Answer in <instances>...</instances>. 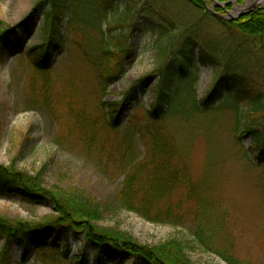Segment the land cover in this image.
Returning a JSON list of instances; mask_svg holds the SVG:
<instances>
[{
    "label": "rangeland",
    "instance_id": "obj_1",
    "mask_svg": "<svg viewBox=\"0 0 264 264\" xmlns=\"http://www.w3.org/2000/svg\"><path fill=\"white\" fill-rule=\"evenodd\" d=\"M163 1L171 15L191 23L215 14L218 6L205 0L207 6L201 12L184 1ZM261 1L257 7L264 8V0ZM129 3L137 6L133 17L136 31L122 22ZM145 3L146 0H69L58 16L62 48L51 58L50 66L42 67L45 72H39L30 62V51L44 42L49 2L0 0V28L3 29L23 24L36 11L32 28L23 26L20 30L24 42L20 45L13 39L17 50H11L0 63V166H14L32 177L40 176L45 191L53 195V198L48 196L49 201L39 199L35 203L19 197H0V216L44 225L58 217L54 195L60 192L81 195L101 210L102 216L94 224L102 231H118L145 247L180 242L192 264H229L216 251L226 253L224 256L240 264H264V157L258 159L251 138L241 136L237 140L232 131L236 111L219 110L227 104L225 92L230 88L228 79L224 78L228 73L225 54L229 48L235 49L240 35L227 33L210 23L211 27L202 23L198 29L206 38L201 39V44L206 50L208 66L201 65L196 57L190 68L199 76L197 99L206 98L219 80L222 86L212 103L214 111L190 123H183V117L173 123L172 130L178 133V138L182 140L184 136L186 145L188 141L192 143L186 162L190 185L175 188L160 206H179L184 220L151 223L124 209L118 200L125 175L135 166L133 158L136 164L148 162L153 146L146 131L142 133L146 134L143 139L137 134L138 126H143L146 112L153 104L158 81L154 75L159 64L157 37L149 24L158 19L138 14ZM229 3L223 5H233V8L218 17L233 20L242 16L235 13L243 11L241 7L235 6L234 1ZM102 33L107 37L126 34L132 55L104 101H122L133 85L143 81L137 90V101H127L117 130L103 127L106 111L102 112L98 105L97 72L92 62L99 57ZM245 63L242 58L233 60L229 72L240 78L249 73L264 86V55L258 54L254 61L257 65L250 69H245ZM166 126L169 125L160 122L152 131H162ZM127 135H133L135 141L127 144ZM94 139L96 142H92ZM54 241L59 251L46 250L42 254L33 250L25 264H73L81 248H86L87 264H94V250L80 236L70 235L67 261L58 257L64 252L63 237L55 234L49 242ZM199 242L216 251L207 250ZM2 247L0 241V250ZM21 260V250L16 244L13 264H20ZM126 264L139 262L133 259Z\"/></svg>",
    "mask_w": 264,
    "mask_h": 264
},
{
    "label": "trees",
    "instance_id": "obj_2",
    "mask_svg": "<svg viewBox=\"0 0 264 264\" xmlns=\"http://www.w3.org/2000/svg\"><path fill=\"white\" fill-rule=\"evenodd\" d=\"M46 1L49 2L50 9L45 15L44 42L40 47L30 51V62L39 72H45L42 67L50 66L51 58L62 48L63 39L59 31L58 16L69 0ZM180 1L188 3L201 12L207 6L205 0ZM215 1L220 4L236 1L241 7L247 0ZM232 8L233 5L217 6L215 14L202 16L196 23L171 15L169 6L163 0H146L143 9L138 13L158 19L156 23H149L157 37L155 43L159 64L154 75L158 77V81L154 89L153 104L150 111L146 112L147 119L143 126H138L137 132L143 139L146 134L142 133L146 131L147 136L151 137L153 146L150 149L151 156L148 162L136 164L133 158L132 165L135 166L132 172L129 171L125 175L118 200L124 209L148 222L175 223L184 220V214L179 206L167 208L160 206L175 188L190 185L186 162L192 143L188 141L186 145L184 136L182 140L178 138V133L172 130L173 123L178 117H183V123H190L192 119L214 111L215 107L212 103L221 93L222 81L219 80L206 98L197 99L196 86L199 76L191 72L190 68L194 66L196 57L201 65L208 66L204 55L206 50L201 44V39L204 38L202 32L198 30L202 23H207L208 27H211L210 24L216 25L227 33L240 35L238 47L236 46L233 51L229 48L225 54L228 73L224 78L228 79L230 88L225 92L228 102L219 110L226 113L231 110L236 111L237 119L232 131L237 140L240 141L241 136L251 138L258 159L264 157V86H260L249 73L240 78L229 72L233 60L239 61L240 58L245 60L247 70L257 65L254 61L258 54L264 55V8L257 7L249 14L233 20L218 17L219 14L227 13ZM136 9L137 6L127 4L122 17V22H127L128 27L130 24L134 31L137 30L135 18L133 19L136 17ZM35 17L36 11L17 27L0 28V63L11 50H17L12 43L13 39H17L20 45L24 42V35L20 30L23 26L30 30ZM105 35L102 33L100 37L99 57L92 64L97 72L95 85L99 97V109L102 112L106 111L103 127L117 130L120 127L121 117L126 111L127 101L129 99L137 101V90L143 81L133 85L124 94L125 98L122 101L117 103L104 101L108 89L121 78L125 62L132 56L128 48L129 37L126 34L122 33L116 37ZM160 122L169 126H166L164 131H152V128L154 129ZM93 133H96V130H93ZM134 138L133 135H127L125 140L128 139L127 144H129L135 141ZM92 142H96V139ZM126 150L133 153L128 148ZM45 193L47 192L43 188L40 176L32 177L18 171L14 166L9 168L0 166V197H19L35 203L39 199L49 201L48 196L51 193L50 195ZM67 194L60 192L54 195L56 198L53 201L57 206L58 217L44 225H30L0 216V241L3 243L0 250V264H13V249L16 244L19 245L22 254L20 264L26 263L33 250L41 253L46 250L59 251L60 248L55 245V241L49 242L55 234L64 239V252L58 257L67 261L70 235L73 233L80 236L85 245L89 244L92 247L94 264H126L133 259L139 264H192L185 253L184 245L180 242L169 241L155 247H145L118 231H102L94 224L102 216L99 207L81 195ZM191 194L193 195L192 192ZM51 197L53 198V195ZM200 244L209 251H216L206 243ZM216 254L229 264H240L233 258L224 256L226 253L222 251H216ZM86 259V248H81L74 257L73 264H87Z\"/></svg>",
    "mask_w": 264,
    "mask_h": 264
},
{
    "label": "water",
    "instance_id": "obj_3",
    "mask_svg": "<svg viewBox=\"0 0 264 264\" xmlns=\"http://www.w3.org/2000/svg\"><path fill=\"white\" fill-rule=\"evenodd\" d=\"M213 3H215V5H218V6H225V5H229L230 3L228 4H219L217 3L215 0H211ZM262 1L261 0H257V3L252 5L250 8H246L247 7V3H245V5L241 8L243 11H239V12H235L236 13V16H239V15H244V14H249L250 12H252L258 5H260ZM234 4L235 6H237V2L234 1ZM245 8V9H244Z\"/></svg>",
    "mask_w": 264,
    "mask_h": 264
},
{
    "label": "bare ground",
    "instance_id": "obj_4",
    "mask_svg": "<svg viewBox=\"0 0 264 264\" xmlns=\"http://www.w3.org/2000/svg\"><path fill=\"white\" fill-rule=\"evenodd\" d=\"M256 3H257V0H255L253 4H249V5L247 4V7L246 8H250L252 5H254Z\"/></svg>",
    "mask_w": 264,
    "mask_h": 264
}]
</instances>
